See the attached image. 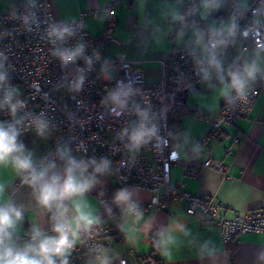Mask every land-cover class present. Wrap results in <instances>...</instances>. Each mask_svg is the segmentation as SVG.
<instances>
[{
  "label": "built area",
  "instance_id": "built-area-1",
  "mask_svg": "<svg viewBox=\"0 0 264 264\" xmlns=\"http://www.w3.org/2000/svg\"><path fill=\"white\" fill-rule=\"evenodd\" d=\"M226 1L232 29L206 34L210 55L201 57L187 46L173 47L157 82H149L143 71L125 57L110 61L102 57L104 48L115 39V6L120 0L108 3L106 26L99 35L86 28L85 19L90 12L74 21H56L43 9L41 0H22L14 8H0V126L5 130L12 127L20 134L37 129V121L43 122L44 129L51 134V148L33 165L37 171L49 165L67 166V161L74 159L87 165L86 178L109 179L115 174L117 192L128 193L130 188L146 190L151 193L149 204L158 208L187 200L189 214L216 221L228 248L235 247L240 234L264 232V209L226 215L219 202L184 189L185 178L195 177L201 167L223 170L222 162L209 158L201 165L188 164L182 178L171 179L172 167L181 161L172 126L190 113L203 116L189 108L187 96L197 87L203 73L214 67L210 61L214 58L217 62L219 52L231 45L242 49L253 45L264 52V0H253L249 6L239 0ZM198 6L199 0H181L176 29L194 21ZM65 28L69 32L63 39L51 35L53 29ZM77 47L82 50L71 62L64 63L55 55L57 51L73 52ZM110 70L114 71L113 76L109 75ZM121 89L128 92L121 96L122 107L112 100ZM258 94L256 84L245 82L242 94L232 88L197 145H208L223 137L225 125L237 124L250 114ZM6 96H10L8 102ZM11 104L17 105L15 113ZM142 123L154 134L133 146L130 137ZM104 160L108 161L107 167L96 173L95 167ZM27 176L22 172L20 181L24 182ZM96 195L100 196L101 190ZM143 207L135 202L133 212L138 213ZM108 231V225L97 220L86 230L81 228L79 234L95 264H129L126 258L117 263L101 258L104 244H109L102 242L101 236ZM32 234L13 231L12 237L20 242L32 239ZM82 252L77 248L66 259L67 264H76ZM140 264L159 263L153 257H142Z\"/></svg>",
  "mask_w": 264,
  "mask_h": 264
},
{
  "label": "crops",
  "instance_id": "crops-1",
  "mask_svg": "<svg viewBox=\"0 0 264 264\" xmlns=\"http://www.w3.org/2000/svg\"><path fill=\"white\" fill-rule=\"evenodd\" d=\"M22 0H0L3 10L16 7ZM249 6L253 0H239ZM110 0H41L45 11L56 21H74L86 15V28L93 35L105 29ZM226 0H199L194 21L176 29L175 23L181 13V0H120L115 6L116 25L114 40L104 48L105 61L125 57L133 61L145 74L149 82L162 78L163 62L175 46H187L199 56L207 57L210 49L206 34L228 32L232 29L227 17ZM215 67L206 70L197 87L187 96V104L203 116L190 113L172 126L173 134L181 156L179 164L172 167L171 179L182 178L183 168L188 164L201 165L209 158L223 164V170L201 167L195 177L184 180L187 191L195 195L210 197L219 202L221 212L231 215L264 209V52L248 45L242 49L231 45L218 54ZM245 65H255L253 78L246 83L259 88L257 100L250 114L237 124L225 125L223 137L213 139L208 145L198 146L197 141L207 134L210 119L217 116L222 101L230 94L229 72H241ZM207 73V77H205ZM113 76L114 71L110 70ZM221 77L223 79H221ZM227 87V93L224 89ZM16 143L22 146L18 154L31 159L33 165L43 159L51 148V134L37 129L17 134ZM67 166L49 169L63 177ZM11 162L0 165V206L11 204L22 213L17 221L15 233L24 235L38 230L42 236H55L53 232V211L41 207L36 199V191L25 181ZM85 179H87L84 176ZM101 190V195L96 191ZM115 174L108 178H91V187L83 194L85 211L109 227L101 236V241H109L101 250V258L117 263L126 258L129 264H140V258L153 257L159 264H264V232H247L236 238L234 248L224 244L215 220L187 212L188 201H173L168 208L150 205L151 193L137 188L129 189V199L117 202L115 197ZM135 202L144 207L133 212ZM72 209V201H65ZM131 209V210H129ZM73 211L69 216H73ZM11 243L23 248L32 239ZM83 250L76 264H95L86 250V244L79 232L73 247L64 257H54L55 261L69 259L75 250Z\"/></svg>",
  "mask_w": 264,
  "mask_h": 264
},
{
  "label": "clouds",
  "instance_id": "clouds-1",
  "mask_svg": "<svg viewBox=\"0 0 264 264\" xmlns=\"http://www.w3.org/2000/svg\"><path fill=\"white\" fill-rule=\"evenodd\" d=\"M69 32L67 28L62 31L52 30L51 35L63 39L65 33ZM215 47V45H213ZM81 48L73 52L57 51L55 55L59 56L64 63L73 61L81 52ZM210 63L214 65L217 72L220 71L219 64L213 58ZM256 72L255 65H245L241 72H229L231 77V87L235 88L239 94H242L246 79L254 77ZM207 77V73H205ZM3 77H0L2 80ZM221 79H223L221 77ZM78 86V85H77ZM227 93V87L224 93ZM128 92L121 89L112 96V100L119 106H123L124 101L121 96H127ZM10 100V96L5 97V102ZM17 105L11 104V110L15 113ZM144 115L143 113L141 114ZM45 125L37 121V130L43 133ZM154 130L145 129L143 123L139 130L134 131L130 137L133 146H139L145 142V137L152 136ZM17 132L9 127L5 130L0 126V165H6L11 162L18 172H26L25 182L36 191V199L39 205L48 211L55 209L52 219L54 221L53 232L55 236H42L38 230L32 234V243L26 244L23 248H17L12 243V232L15 229L17 221L22 219V213L11 204L0 206V264H56L54 257H64L73 247L81 228L87 229L96 223V219L90 212L85 211V205L82 200L83 194L91 187V177L85 179L84 173L87 165L83 162L77 163L74 159L67 161L65 175L61 177L53 173L49 175V169L55 165H49L47 169L37 171L33 167L30 158L18 155L22 151V146L16 143ZM92 163H95L94 161ZM108 165V161H101L94 169L96 173L102 172ZM3 192V186L0 185V193ZM117 202H126L129 194L126 191H120L115 197ZM65 201H72V209L65 204ZM131 210V209H129ZM75 214L69 216V212ZM60 264H67L66 259H61Z\"/></svg>",
  "mask_w": 264,
  "mask_h": 264
}]
</instances>
